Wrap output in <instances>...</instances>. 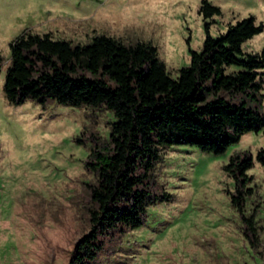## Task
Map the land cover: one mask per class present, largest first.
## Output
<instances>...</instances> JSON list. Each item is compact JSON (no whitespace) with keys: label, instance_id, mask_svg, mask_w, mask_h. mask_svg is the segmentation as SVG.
I'll return each mask as SVG.
<instances>
[{"label":"rangeland","instance_id":"374dc122","mask_svg":"<svg viewBox=\"0 0 264 264\" xmlns=\"http://www.w3.org/2000/svg\"><path fill=\"white\" fill-rule=\"evenodd\" d=\"M200 1L0 0V264H72L73 245L89 230L88 185L96 178L84 161L90 144H109L113 120L103 107L9 103L3 81L11 40L25 29L73 43L98 33L149 40L175 77L189 63L188 47L202 45ZM209 1L221 10L209 19L212 35L249 14L264 24V0ZM263 45L264 28L242 49L258 52ZM263 144L264 127L219 154L185 144L161 148L149 188L171 198L150 204L138 227L100 236L103 247L92 264H264V168L254 159L247 170L254 191L244 212H255L257 241L244 232L226 192L233 180L222 168L230 155H254Z\"/></svg>","mask_w":264,"mask_h":264},{"label":"trees","instance_id":"16d2710c","mask_svg":"<svg viewBox=\"0 0 264 264\" xmlns=\"http://www.w3.org/2000/svg\"><path fill=\"white\" fill-rule=\"evenodd\" d=\"M199 13L204 20L201 48L188 47L189 63L175 77L149 40L124 42L98 33L86 43H73L25 29L9 43L3 81L9 103L52 100L103 107L113 115L109 144H90L84 161L96 178L88 185L89 230L75 241L72 264H92L103 247L100 236L138 227L150 204L171 198L167 191L156 194L149 188L161 148L185 144L219 154L244 133L264 127V45L258 52L242 49L264 24L249 14L212 35L209 19L221 13L219 6L201 0ZM254 159L264 168V144L254 155H230L222 168L233 180L226 192L244 232L257 241L255 212H244L245 199L254 191L247 172Z\"/></svg>","mask_w":264,"mask_h":264}]
</instances>
